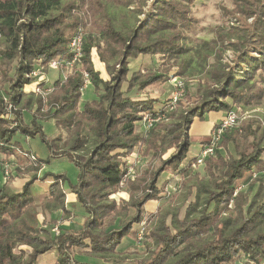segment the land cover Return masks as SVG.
Returning a JSON list of instances; mask_svg holds the SVG:
<instances>
[{
	"label": "trees",
	"instance_id": "16d2710c",
	"mask_svg": "<svg viewBox=\"0 0 264 264\" xmlns=\"http://www.w3.org/2000/svg\"><path fill=\"white\" fill-rule=\"evenodd\" d=\"M196 1L0 0V83L6 89L0 92V154L16 156L36 172L48 159L19 146L21 138L39 136L77 168L75 183L66 189V175L50 171L32 175L18 190L0 184V264H40L52 250L55 264H122L117 249L129 236L147 245L138 264H264L259 120L244 119L222 132L214 154L204 159L206 177H190L198 165L196 157L187 158L194 118L243 111L264 98V0H231L224 11L233 23L210 31V39L196 37L206 30L193 13ZM109 4L121 12L118 23ZM78 28L85 34L72 73L62 82L32 77L51 60L63 63L72 56L69 44ZM193 40L200 43L191 45ZM141 54L160 57L165 68L131 70L129 60ZM194 57L203 68L195 97L185 91L173 103L169 95L143 96L168 74H188ZM83 71L95 93L90 100H82ZM36 88L51 91L43 98ZM25 110L31 112L28 123ZM144 116L161 119L137 132ZM38 120H52L68 132L63 146L59 135L46 136ZM135 147L150 158L130 178L126 157ZM162 173L169 177L158 184ZM175 178L186 190L184 213L160 205L148 212ZM35 180L48 181L40 201ZM246 182L247 190L233 196ZM120 186L129 199L117 204L110 195ZM66 191L74 197L72 208H81L82 222L79 228L59 223L56 234L54 213H70Z\"/></svg>",
	"mask_w": 264,
	"mask_h": 264
},
{
	"label": "rangeland",
	"instance_id": "374dc122",
	"mask_svg": "<svg viewBox=\"0 0 264 264\" xmlns=\"http://www.w3.org/2000/svg\"><path fill=\"white\" fill-rule=\"evenodd\" d=\"M110 6V4H109ZM232 6L231 0H197L194 8L193 13L200 17L201 22L200 24L204 25L206 27V30L200 31L197 33L196 37L199 39H210L213 36V33L210 31H213L217 27L223 28L226 26V24L233 23L230 18V16H227L224 9L230 8ZM110 11L113 13L114 18L116 22H119L120 17V10L115 9L112 6H110ZM91 16L87 15V27L91 26ZM87 31V30H86ZM85 34V30H84ZM193 42V43H192ZM191 42V45H197L200 43L196 40H193ZM225 58L230 56V52H227L224 54ZM196 58L191 61L192 68L189 69L188 74H183L180 76H175L174 74H168L167 80L162 83L158 84L154 87H148L145 90H143L142 94L143 96H154L159 95L163 98H166V96L169 95L172 96L174 92H179L180 96L178 97V100L183 97V94L186 93L190 97H195L197 93V80L200 77V72L203 70L201 66L198 68ZM209 61L213 60V56L209 57ZM162 62L160 60V57L158 56H147V55H138L134 59L129 60V67L131 70L134 69H160L163 67L165 68V63L161 65ZM160 63V64H158ZM43 70V76L46 83H50L51 81H54L55 79H60V81H64L68 75L72 73L68 72V69H65L63 67L55 68L54 66H51L48 64L46 67L41 68ZM74 69V68H73ZM84 71L82 72V78L84 77ZM37 74L34 75L36 78ZM38 77V76H37ZM42 77V76H41ZM174 77H176L177 81H181L182 87L179 89L176 88L174 83H176V80H173ZM48 81V82H47ZM186 84V86H185ZM89 83L85 86L84 85V78L83 83L81 86V92H82V100H90L95 97V93L93 90V87H91ZM125 85V84H124ZM264 85V84H263ZM43 89V87H42ZM40 89L41 91H43ZM48 92L51 91L49 88H45L44 90H47ZM3 90H6L4 86L0 83V92L3 93ZM184 91V92H183ZM43 98L46 97V94H41ZM177 100V101H178ZM83 102V101H82ZM169 109H171L169 107ZM245 109V108H244ZM31 111L32 108H31ZM238 115V122L234 127H237L240 125L242 120L255 118L258 119L260 124L264 127V98L258 101L255 105L246 108L242 111L241 108H237L236 110ZM31 112L26 111L24 112V120L28 123V119L30 118ZM224 113L223 112H216V111H210L206 112L202 118H194L191 124V127L189 129V148L187 153V158H193L196 157L200 151L201 148L206 142H209V139L211 138L212 133L214 132L213 128L216 126L219 121L223 118ZM41 122L43 126V130L48 138H54L56 136H60V147L63 146L65 141L68 138V132L64 129L56 127L52 120L43 121L38 120ZM168 121V120H167ZM213 128V129H212ZM137 132H139L141 129L140 127H137ZM141 133V132H140ZM21 149H29L33 154H35L37 157L41 159H45L48 161L43 164L44 166L40 167L36 172L34 171H27L26 163L23 160L18 159L14 155L6 156L4 154H0V184L7 183V185L13 189L18 190L24 182H26L32 175L36 174L37 177H40L43 175L45 171H50L54 173H63L67 177V181L63 184V188L66 189L69 186V183H75L77 179V168L75 165L67 160L65 157L58 155L59 152L51 151L47 145L40 139L39 136L35 137H26L21 138ZM220 140V139H219ZM219 145V142L217 143V148ZM222 153L225 155L227 150L220 148ZM231 149V147H230ZM142 147H135L134 152H132L128 157H126L127 163L130 165L131 172L129 173V177L132 178L135 173H141V171L146 167L148 161H149V155L145 156L142 153ZM214 154V153H213ZM262 157L264 158V152L262 154ZM8 164V174L5 175L3 172V164ZM194 175H198V177H206V174L203 169V164L196 166L193 170H190L189 176L192 177ZM169 177V174L162 173L158 184H160L165 178ZM48 181L40 182L36 181L32 185L34 194H35V200L40 201L42 197L46 194ZM248 184L240 190L241 192H245L247 190ZM186 190L181 185L180 179L175 178V181L168 185L167 190L164 192L165 195L162 197L161 200L158 201V203L152 204V206H148V212L155 211V207L157 205L164 207V209L169 208L172 212H178L179 215H182L184 213V208L187 202H183L182 198ZM110 198L114 199L116 203H120L121 200H128L129 199V191L126 188L117 187L112 195H110ZM194 198L191 195L187 201H192ZM74 202V197L66 191V204L70 208V213L68 216H63L61 212L54 213L55 222L53 226H57L59 223L63 227H71V228H79L82 222V210L78 206L76 208H72V203ZM152 203V202H151ZM232 201L230 204L232 205ZM233 207V206H232ZM39 218H43L42 214L39 213ZM169 219V216L167 217ZM130 237V236H129ZM127 237L128 239L123 242V244L117 249L116 258L124 259L122 264H138V260L142 259L146 256L147 251V245L145 242H141L133 237ZM119 250V251H118ZM118 255V256H117ZM57 257L56 251H49L46 254H44L42 257L39 258L40 264H55Z\"/></svg>",
	"mask_w": 264,
	"mask_h": 264
},
{
	"label": "built area",
	"instance_id": "2783aa9c",
	"mask_svg": "<svg viewBox=\"0 0 264 264\" xmlns=\"http://www.w3.org/2000/svg\"><path fill=\"white\" fill-rule=\"evenodd\" d=\"M83 37H84V29L78 28L75 31V33L73 34L72 39H71L70 44H69L71 52H72V56L69 59L64 60L63 63H60L59 60L54 59V60H51L49 62V64L51 66H54L55 68L60 67V64H62V67L65 69H68L69 70L68 72L71 73L74 66L79 62V58L81 57ZM36 74L38 76V77L36 76L37 80H43L44 79V76H43L44 73H43L42 69L34 70L33 72H31L30 75L32 77H34V75H36ZM83 76H84L83 77L84 78V85L86 86L89 83V75L87 72H85ZM173 80H176V77H174ZM174 85L180 91V88L182 87L181 81L176 80V83H174ZM36 91L39 92L40 94L44 95V94H46L45 92H47L48 89L41 91L40 88H36ZM179 96H180V93L177 91V92H174L172 94V96H170V98H171L172 102L175 103L178 100ZM160 119H161L160 116H157V117L144 116L143 119L141 120V124L139 127H140V129L142 128L141 130H144V129L150 127L153 123L159 121ZM237 122H238V115H237V112L235 110H230V111L225 113L223 118L216 125L214 132L212 133L211 138L209 139V143L207 145L203 146L201 148L200 153L196 156L194 166L202 165L204 163V159L213 154L214 149H215L217 143L219 142L220 135L222 134V132L227 128L234 127L237 124ZM7 165L8 164H6V163L3 164V172L5 173V175L8 174V170H7L8 166ZM129 173L130 172H128V174ZM262 174L264 175V171H262ZM256 176H257L256 172L252 173L249 181H251ZM248 182L241 183L237 187V189L235 190L233 196H235L238 191L242 190L248 184ZM53 230L56 234L59 231L58 227L56 225L53 227ZM140 237L141 236L139 235V238Z\"/></svg>",
	"mask_w": 264,
	"mask_h": 264
},
{
	"label": "crops",
	"instance_id": "0c3cea01",
	"mask_svg": "<svg viewBox=\"0 0 264 264\" xmlns=\"http://www.w3.org/2000/svg\"><path fill=\"white\" fill-rule=\"evenodd\" d=\"M73 196V195H72Z\"/></svg>",
	"mask_w": 264,
	"mask_h": 264
}]
</instances>
